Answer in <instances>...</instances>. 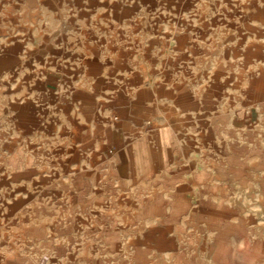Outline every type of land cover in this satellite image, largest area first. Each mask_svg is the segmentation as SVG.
Segmentation results:
<instances>
[{"label": "crops", "instance_id": "1", "mask_svg": "<svg viewBox=\"0 0 264 264\" xmlns=\"http://www.w3.org/2000/svg\"><path fill=\"white\" fill-rule=\"evenodd\" d=\"M251 1L69 0L53 16L37 0L0 9V31L13 36L0 38V264H38L63 244L48 225L116 223L113 207L134 197L169 209L146 224L185 221L178 211L194 196L198 217H218L232 149L244 146L220 130L252 114L264 123V84L249 83L255 68L264 75V58L251 64V49L264 57V3Z\"/></svg>", "mask_w": 264, "mask_h": 264}, {"label": "rangeland", "instance_id": "2", "mask_svg": "<svg viewBox=\"0 0 264 264\" xmlns=\"http://www.w3.org/2000/svg\"><path fill=\"white\" fill-rule=\"evenodd\" d=\"M255 1L264 3V0ZM18 2L0 0V9L17 8ZM37 2L38 7L50 10L51 16L61 9L69 11V0ZM9 30L0 31L3 41L13 37ZM263 58L260 49H251V64H258ZM249 83L255 91L264 84L259 68L250 72ZM261 100L255 95L251 97V104ZM253 116L233 123L231 132L220 130L225 140L239 139L244 146L234 145L232 149L233 177L222 194L226 207L219 211L218 217H209L205 213L208 209H200L202 216L198 217L200 211L194 206L198 203L194 196L188 210L178 211L186 217L185 221L146 224L140 221L141 217H158L167 214L169 209L142 208L134 197L131 202L125 201L127 206L113 207L118 214L116 223L87 216L77 220L63 219L67 223L59 219L48 225V230L63 244L58 245L56 254L38 256L37 263L264 264V123H257ZM219 147L218 153L223 155V142ZM243 157L247 162H241ZM60 195L47 193L43 198L56 200ZM53 246L44 243L42 249L54 251Z\"/></svg>", "mask_w": 264, "mask_h": 264}]
</instances>
